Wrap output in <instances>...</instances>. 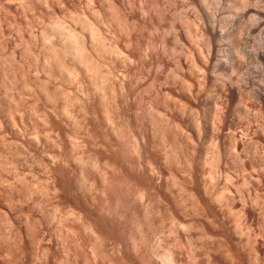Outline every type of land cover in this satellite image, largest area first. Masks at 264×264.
<instances>
[{
	"label": "rangeland",
	"instance_id": "rangeland-1",
	"mask_svg": "<svg viewBox=\"0 0 264 264\" xmlns=\"http://www.w3.org/2000/svg\"><path fill=\"white\" fill-rule=\"evenodd\" d=\"M140 1L0 0V264H264V186H239L264 166L230 157L234 132L264 146V0L205 6L212 74L196 0ZM239 25L245 100L220 90Z\"/></svg>",
	"mask_w": 264,
	"mask_h": 264
},
{
	"label": "bare ground",
	"instance_id": "bare-ground-1",
	"mask_svg": "<svg viewBox=\"0 0 264 264\" xmlns=\"http://www.w3.org/2000/svg\"><path fill=\"white\" fill-rule=\"evenodd\" d=\"M89 1V0H88ZM137 1V0H136ZM143 1V0H142ZM142 1H140V2H142ZM254 1V0H253ZM94 2V1H93ZM249 0H237V1H228V4L230 5V8H232V11L233 12H231L232 13V15H234V14H237L236 12H238L240 9H242V8H244L245 6H247L248 4H249ZM109 3V2H108ZM218 3V0H196V4H194V11H193V16H194V18H195V20H196V22H197V25H199L198 26V30H199V32H198V34H199V36H200V38H201V40L203 41V50H202V52L204 53V59H203V61H202V63H203V65H204V67H205V69L207 70V72L208 73H213L214 71H215V67H217V66H215V64L216 63H214V61H217V59L218 58H220L221 56H219V55H217L216 54V51L214 52L213 50L214 49H212V44H211V40L212 39H214V38H217L219 35L217 34V32H215V28L212 26V24H214V23H212V22H214L213 21V19H211V17H210V14L208 13V12H206V9H205V6L208 8V6L209 7H211L212 5H216ZM93 4V3H92ZM132 4V3H131ZM142 4H143V2H142ZM141 3H139V8H140V12H141V15L143 16V17H146V16H148L149 17V11H147V9H146V7H144L145 5L143 4L142 5ZM137 5V4H136ZM115 6H116V4H115ZM132 6V5H131ZM130 6V7H131ZM133 7V6H132ZM99 10V9H98ZM133 10V9H132ZM208 10V9H207ZM156 11V10H155ZM94 12V11H93ZM252 12H253V10H252ZM257 12V11H256ZM155 13V12H154ZM149 14V15H148ZM253 14V13H252ZM72 15V14H71ZM260 15H262V14H260ZM133 16V15H132ZM76 17V16H75ZM86 17V16H85ZM246 17H247V15H246ZM150 18V17H149ZM146 19V18H145ZM153 19V18H152ZM253 19H256V16H251L250 18H249V20L248 21H250V22H253L254 20ZM232 20V16H228L226 19H225V21L223 22V23H220V24H222V25H220L222 28L223 27H225V26H227V24L230 22ZM146 21V20H145ZM222 21V20H221ZM95 24V23H94ZM152 24V23H151ZM144 26V25H143ZM190 26V25H189ZM156 27V26H155ZM187 27V26H186ZM220 27V28H221ZM135 28V27H134ZM190 28V27H189ZM200 28L202 29V30H200ZM146 30V29H145ZM241 30H242V28H241V26L239 25L238 27H236V29L234 30V33L233 34H231V39H230V41L232 42V43H234V48H233V50L230 52V55L227 57V59L229 60V62H232V68L231 69H228L227 70V72H226V74H224V75H221V81H223L222 83H223V85H222V83H220L223 87H222V89H220V90H222V92H226V93H228V96H229V98H235V97H237V96H239L240 97V99H242L243 97H245V96H250V95H254V94H252V92L249 90L248 91V89L245 87V85L244 86H241V85H238L237 84V82H235V80L231 77V74L230 73H232V72H236L239 68H242L243 67V65H241L242 67H240V63L242 62V48H241V46H240V37L239 36H241L240 34H241ZM96 31V30H95ZM94 31V32H95ZM92 32V31H91ZM69 33V32H68ZM67 33V38H69L68 37V34ZM93 33V32H92ZM102 34V33H101ZM76 36V35H75ZM79 36V35H78ZM69 40V39H68ZM71 40V39H70ZM151 40V39H150ZM74 41V40H73ZM120 41V40H119ZM154 44V43H153ZM133 45V44H132ZM148 45V44H147ZM131 46V45H130ZM118 47V46H117ZM150 48H151V45H150ZM149 48V49H150ZM151 49H153V48H151ZM150 49V51L149 52H151L152 50ZM120 51V50H119ZM147 51H148V48H147ZM155 51V50H154ZM113 52V51H112ZM148 52V53H149ZM201 52V53H202ZM116 53V52H115ZM147 52H146V56L147 55H149ZM153 53V52H152ZM155 53V52H154ZM126 54V53H125ZM144 54V53H143ZM121 55V54H120ZM124 55V54H123ZM202 55V54H201ZM113 56V55H112ZM118 56V55H117ZM153 56V55H152ZM151 56V57H152ZM123 58H124V56H123ZM131 58V57H130ZM148 58V57H147ZM149 59H150V57H149ZM201 59V60H202ZM118 60V59H117ZM236 60L238 61V64H237V66H236ZM125 61V59L123 60V62ZM134 61V60H133ZM132 61V62H133ZM148 62V61H147ZM218 62V61H217ZM125 64V63H124ZM159 65V67H160V64H158ZM202 65V66H203ZM85 66V65H84ZM180 66V65H179ZM162 68V67H161ZM160 68V69H161ZM159 70V69H158ZM203 72V71H202ZM238 72V71H237ZM206 73V72H205ZM217 73V72H216ZM211 74H209V76H212L213 77V75H211ZM125 76H126V74H124ZM157 75V74H156ZM205 75V74H204ZM207 75V74H206ZM219 75V74H218ZM121 76V75H120ZM233 76H235V75H233ZM178 77V76H177ZM180 77V76H179ZM205 77V76H204ZM215 77H216V75H215ZM238 77V76H237ZM214 78V77H213ZM217 78H220V76L219 77H217ZM240 78H241V76H240ZM174 79V78H173ZM202 79V78H201ZM238 79V78H237ZM178 80H179V78H178ZM220 80V79H219ZM218 81V80H217ZM237 81V80H236ZM155 82V81H154ZM182 82V81H181ZM209 82H211V80H209ZM225 83L226 84H228L229 85V91H228V89H226V88H228V86L225 88ZM194 86V85H193ZM220 86V85H219ZM187 87H189V86H187ZM125 88V87H124ZM190 88V87H189ZM191 89H192V87H191ZM223 89H225V91H223ZM188 90L190 91V89H187V93H189L188 92ZM150 92V91H149ZM184 92V91H183ZM192 92H193V90H192ZM222 92H221V94H222ZM191 93V92H190ZM167 94H169V93H166V95ZM192 94V93H191ZM202 94V93H201ZM186 95V94H185ZM190 95V94H189ZM224 95H227V94H222V96L224 97ZM262 95V94H261ZM173 96V95H172ZM195 96V95H194ZM193 96V97H194ZM197 96V95H196ZM222 96L221 97H219V98H222ZM192 97V98H193ZM226 98H227V96H225ZM253 97V96H252ZM261 97V96H260ZM263 97V96H262ZM261 97V98H262ZM195 98V97H194ZM225 98V99H226ZM228 98V100H230ZM244 100L246 99V97L245 98H243ZM223 100V99H222ZM227 100V99H226ZM180 101V100H179ZM218 101H220V99L218 100ZM262 102H264V98H262V100H261ZM222 102H225V101H222ZM179 103V102H178ZM219 104H220V102H218ZM229 103V102H228ZM243 103V102H242ZM217 104V103H216ZM235 104V103H234ZM183 105V104H182ZM218 105V104H217ZM223 105V104H222ZM221 105V106H222ZM224 105H226V102H225V104ZM228 105V104H227ZM220 106V105H219ZM261 106V105H260ZM184 107V106H183ZM228 107V106H227ZM239 107V106H238ZM262 107V106H261ZM213 108V107H212ZM211 108V110H213ZM215 108H216V105H215ZM241 108V107H240ZM240 108H238V109H240ZM243 108V107H242ZM241 108V109H242ZM228 109V108H227ZM237 109V108H236ZM231 110V109H230ZM245 110V109H244ZM216 111V110H215ZM222 111H223V109H222ZM213 112V111H212ZM220 112V111H219ZM225 112V111H224ZM223 112V113H224ZM239 112H242V111H240L239 110ZM260 112H262V111H260ZM164 113V112H163ZM208 113H210L211 114V111L210 112H208ZM216 113V112H215ZM222 113V112H221ZM227 113V112H226ZM190 114V113H189ZM209 114V115H210ZM239 114H241V113H239ZM261 114V113H260ZM264 114V113H263ZM262 114V115H263ZM160 115V114H159ZM163 115H165V114H163ZM180 115V114H179ZM208 115V116H209ZM213 115V114H212ZM216 115V114H215ZM227 115V114H226ZM207 116V117H208ZM229 116V115H228ZM231 116V115H230ZM261 116V115H260ZM214 117H216V116H214ZM214 117H212V118H210V116H209V118H210V120H208L209 121V123L207 122L206 124H209L210 126H212V127H210L211 129H214V127H215V124L217 123L216 121H215V119L213 120V118ZM234 117H237V116H234ZM263 117V116H262ZM261 117V118H262ZM208 118V119H209ZM224 118L225 119H222L221 121L222 122H220L219 120H218V122L219 123H221V124H225V125H230L231 123H232V119H231V121H228V119H226V117H225V113H224ZM157 119V118H156ZM158 119H160V118H158ZM162 119V118H161ZM166 119V118H165ZM164 119V120H165ZM168 119V118H167ZM166 119V120H167ZM230 119V118H229ZM239 119V118H238ZM144 120V119H143ZM257 120V119H256ZM263 120H264V118H263ZM263 120H262V122H263ZM162 121V120H161ZM260 121H261V119H260ZM154 122V121H153ZM159 122V121H158ZM165 122V121H164ZM234 122V121H233ZM161 123V122H160ZM159 123V124H160ZM237 123V122H236ZM154 124V123H153ZM159 124H157V125H159ZM162 125V124H161ZM232 125H233V123H232ZM235 125H237V124H235ZM216 126H218V125H216ZM219 126H221V125H219ZM234 126V125H233ZM239 126V125H238ZM263 126V124L261 125V127ZM206 127V126H205ZM234 127H236V126H234ZM181 128V127H180ZM209 128V127H208ZM209 128V129H210ZM219 128V127H218ZM229 128V127H228ZM231 128H233V127H231ZM262 128H264V127H262ZM223 129V128H222ZM237 129V128H236ZM246 129V128H245ZM260 129V128H259ZM200 130V129H199ZM232 130V132H233V129H231ZM244 130V129H243ZM242 130V131H243ZM262 132H264V129L262 130V129H260ZM213 131V130H212ZM218 131V130H217ZM241 131V132H242ZM247 131V130H246ZM248 132V131H247ZM247 132H245V133H247ZM260 132V131H259ZM261 132V133H262ZM238 133V132H237ZM249 133V132H248ZM248 133L246 134V136L248 135ZM193 134V133H192ZM198 134V133H197ZM235 134V135H234ZM234 134H233V137L234 136H236V138L234 137V139H235V143L233 142V144L231 145V147H233V150H232V152H230L231 154H232V156H230V157H235L236 158V160L238 159V158H240V160L241 161H243L244 162V165H246V160H251V162H254L255 160L258 162V165L260 166V168H263V166H264V150L263 151H261V153L259 154L258 153V151H257V149H260V148H257L258 146V144H260V143H258V142H260L259 140L257 141H254V139L253 138H250V139H252V140H249L247 137H249V136H245V134H244V131H243V134H244V136H241L240 135V137H237V135H236V133L234 132ZM264 134V133H263ZM249 135H250V133H249ZM211 136H212V134H211ZM214 136V135H213ZM217 136V135H216ZM264 137V136H263ZM214 138H216V137H214ZM255 138V137H254ZM201 139V138H200ZM212 141H213V138L211 139ZM212 141H211V143H212ZM253 141L254 142H257V143H253ZM262 142V141H261ZM218 144V143H217ZM196 145V144H195ZM212 145H213V143H212ZM234 145V146H233ZM257 147H256V146ZM215 146H217L216 145V143H215ZM260 146V145H259ZM138 147V146H137ZM146 147V146H145ZM255 147H256V149H255ZM264 148V146L262 145L261 146V149L260 150H262L263 148ZM216 148V147H215ZM138 149H139V147H138ZM230 149V148H229ZM138 151V150H137ZM230 151V150H229ZM214 152H215V150H214ZM228 152V151H227ZM260 152V151H259ZM209 154H210V152H209ZM219 154V153H218ZM221 154V153H220ZM230 154V155H231ZM140 156V155H139ZM215 156V155H214ZM221 156V155H220ZM220 156H219V158H220ZM227 157V156H226ZM218 158V157H217ZM250 158H252L253 159V161H252V159H250ZM204 159V158H203ZM210 159V158H209ZM215 158H213V160H214ZM221 161V160H220ZM219 161V162H220ZM205 162V161H204ZM213 162H215V160L213 161ZM243 162H242V164L240 163V165H242L241 167H243ZM248 162V161H247ZM206 163V162H205ZM260 163V164H259ZM253 164H255V165H257L256 163H253ZM141 165V164H140ZM178 165V164H177ZM193 165V164H192ZM191 165V166H192ZM199 165V164H198ZM210 165H212V166H214L213 164H211V162H210ZM235 165V164H234ZM233 165V166H234ZM262 165V166H261ZM202 166V165H201ZM258 166V167H259ZM199 167V166H198ZM246 167V166H245ZM244 167V169H243V171L241 172L242 174H243V182H242V185H239V186H242V188L244 187V186H247L246 188H249V190H248V193L250 192L251 193V191H250V187H248L249 185L251 186H255L257 183H259L258 185H261V184H263V186H264V169H263V171H262V169H261V171H262V174H261V176L260 175H257V174H259V171H257V167L256 166H253V165H251V167H249V169H250V171H249V169H247V168H245ZM205 167H203V169H204ZM214 168V167H213ZM212 168V169H213ZM153 169V168H152ZM201 169V168H200ZM234 169V168H233ZM236 169V168H235ZM241 169V170H242ZM258 170H259V168H258ZM153 171V170H152ZM202 171V170H201ZM214 171V170H213ZM234 171V170H233ZM239 171V170H238ZM260 171V172H261ZM211 172H212V170H211ZM211 172L209 173V175H212L210 178L211 179H214L213 177V174H211ZM231 172V171H230ZM230 172H226V174H225V181L226 182H228V183H230V184H233V181H234V177H233V175L232 174H230ZM240 172V171H239ZM206 173V172H205ZM212 173H214V172H212ZM153 174V173H152ZM215 174V173H214ZM236 174V173H235ZM238 174V173H237ZM198 175V174H197ZM201 175V174H200ZM238 175H240V174H238ZM209 177V176H208ZM207 177V178H208ZM203 179V178H202ZM211 179H209L208 178V180H211ZM236 179V178H235ZM241 179V178H240ZM194 180V179H193ZM202 181V180H201ZM213 181V180H212ZM216 183V182H215ZM261 183V184H260ZM214 184V183H213ZM215 185V184H214ZM205 186H207V185H205ZM210 186V185H209ZM233 186V185H232ZM235 186H236V184H235ZM238 186V185H237ZM253 186V187H254ZM262 186V185H261ZM259 187V188H262V187ZM199 187V186H198ZM202 188V187H201ZM245 188V189H246ZM264 188V187H263ZM228 189V188H227ZM230 189V188H229ZM229 189L227 190V194H226V197L224 196V198H225V202L227 201L229 204H230V206H231V208L230 207H228V208H230V209H232V203L234 202V196H233V194L232 193H229L228 191H229ZM252 189V188H251ZM203 190V189H202ZM209 190V189H208ZM254 190H257V189H255L254 188ZM260 190V189H259ZM213 191V190H212ZM145 192V191H144ZM238 194L240 193V198L243 200H245V199H247L246 197L247 196H245V194H244V192L242 191V189L241 188H239V187H237V191H236ZM253 192V191H252ZM256 192H258V191H256ZM225 193H226V191H225ZM246 193V192H245ZM249 193V194H250ZM212 194V193H211ZM248 194V195H249ZM257 194V193H256ZM259 194V193H258ZM257 194V195H258ZM212 195H214V194H212ZM247 195V194H246ZM251 195H253V194H250L249 196H250V198H251ZM215 196V195H214ZM217 196H219V195H217ZM222 196V195H221ZM259 196H262V195H259ZM263 196H264V194H263ZM141 197V196H140ZM208 197V196H207ZM220 197V196H219ZM213 198V197H212ZM254 198H258V196H256L255 197V195H254ZM220 199V198H219ZM259 199H261L260 197H259ZM243 200V201H244ZM253 200V199H252ZM256 200V199H255ZM246 201V200H245ZM244 201V202H245ZM247 201H248V199H247ZM261 201V200H260ZM205 202V201H204ZM220 202V201H219ZM255 201H253V203H254ZM200 203V202H199ZM227 203V204H228ZM246 203V202H245ZM252 203V205H254ZM256 203H258L257 201H256ZM255 205H257V204H255ZM254 205V206H255ZM260 205V204H259ZM258 205V206H259ZM199 206V205H198ZM229 206V205H228ZM263 206H264V204H263ZM233 207H234V203H233ZM246 207H247V205H246ZM257 208V207H256ZM242 210V209H241ZM240 210V211H241ZM203 211V210H202ZM232 211H234V213H235V210H233L232 209ZM240 211H239V214H240ZM242 211H244V210H242ZM242 213V212H241ZM239 214L238 213H236V218L239 216ZM243 214H245V212L243 213ZM242 214V216L244 217V215ZM234 215V214H233ZM83 216V215H82ZM117 216V215H116ZM239 217H241V215L239 216ZM83 218V217H82ZM239 219V218H238ZM238 219H236V220H238ZM244 219V218H243ZM242 219V220H243ZM247 219V218H246ZM240 220V219H239ZM245 220V219H244ZM241 221V220H240ZM240 221H239V223H240ZM248 221V220H247ZM235 223H237V222H235ZM242 223V222H241ZM237 226H238V224H237ZM261 226H262V229H263V231H264V221L263 220H261ZM239 227V226H238ZM237 228V227H236ZM184 229V228H183ZM239 230V229H238ZM236 231H237V229H236ZM243 231V230H242ZM250 233V232H249ZM233 236V235H232ZM263 241H264V238H263ZM256 245V244H255ZM260 245V244H259ZM264 247V246H263ZM256 248V247H255ZM255 248H254V250H255ZM258 250V249H257ZM256 251V250H255ZM256 253H258V252H256ZM255 253V254H256ZM173 255V254H172ZM258 260V259H257ZM171 261V260H170ZM195 261V260H194ZM174 262V261H173ZM169 264H172V261L171 262H169ZM257 264H259L258 262H257Z\"/></svg>",
	"mask_w": 264,
	"mask_h": 264
}]
</instances>
